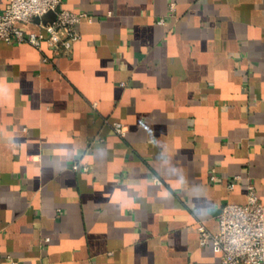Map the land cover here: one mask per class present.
Listing matches in <instances>:
<instances>
[{"label":"crops","instance_id":"obj_1","mask_svg":"<svg viewBox=\"0 0 264 264\" xmlns=\"http://www.w3.org/2000/svg\"><path fill=\"white\" fill-rule=\"evenodd\" d=\"M63 7L68 54L0 38V264H222L199 223L264 203V0Z\"/></svg>","mask_w":264,"mask_h":264},{"label":"built area","instance_id":"obj_2","mask_svg":"<svg viewBox=\"0 0 264 264\" xmlns=\"http://www.w3.org/2000/svg\"><path fill=\"white\" fill-rule=\"evenodd\" d=\"M65 0H11L5 8L0 6V38L8 43H30L43 50L44 44L52 47L58 54L70 53L81 33L77 24L84 13L63 7ZM48 12H55L54 20L37 22L40 31L27 32L21 22L35 21ZM45 61L49 57H44ZM116 131L126 135L123 123H114ZM75 169L89 171L88 165L75 162ZM211 178L219 179L217 169L213 168ZM237 175L229 181V189H234ZM247 200L244 203L227 202L219 214V228L210 230L200 222L198 229L202 245L212 244L222 254V264H264V203L261 201L256 185L248 182ZM15 264H18L15 262Z\"/></svg>","mask_w":264,"mask_h":264},{"label":"water","instance_id":"obj_3","mask_svg":"<svg viewBox=\"0 0 264 264\" xmlns=\"http://www.w3.org/2000/svg\"><path fill=\"white\" fill-rule=\"evenodd\" d=\"M55 18H56V13L55 12H48L42 18L36 17L35 21L39 22L41 19L43 21H48V20H54Z\"/></svg>","mask_w":264,"mask_h":264}]
</instances>
